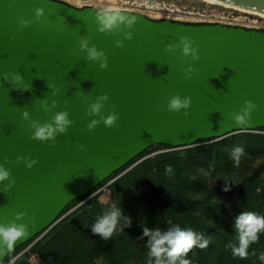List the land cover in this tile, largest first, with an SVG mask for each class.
Returning a JSON list of instances; mask_svg holds the SVG:
<instances>
[{
    "label": "water",
    "instance_id": "1",
    "mask_svg": "<svg viewBox=\"0 0 264 264\" xmlns=\"http://www.w3.org/2000/svg\"><path fill=\"white\" fill-rule=\"evenodd\" d=\"M211 1L264 14V0ZM105 12L58 0H0V168L9 173L0 181V226L27 232L12 247L0 239V264L148 150L264 129V32L129 10H118L125 19L105 29ZM184 41L195 56L183 53ZM93 48L102 55L90 59ZM173 97L189 106L170 110ZM97 102L103 107L93 113ZM58 113L67 114L65 130L37 139L38 127L56 128Z\"/></svg>",
    "mask_w": 264,
    "mask_h": 264
},
{
    "label": "trees",
    "instance_id": "2",
    "mask_svg": "<svg viewBox=\"0 0 264 264\" xmlns=\"http://www.w3.org/2000/svg\"><path fill=\"white\" fill-rule=\"evenodd\" d=\"M231 138L233 141L246 139L247 144L239 159L243 158L247 163L246 153L256 152L253 150L255 147H264V135L246 133ZM225 140L146 158L152 148L105 182L114 180L110 191L122 210L118 224L121 222L122 227L119 226L123 237L132 246V249H127L128 254H123L121 250L124 244L119 241L120 233L117 230L106 241L92 233L91 227L97 218L111 210L103 206L98 198L89 200L61 220L33 246L31 253L38 255L43 264H98V257L104 264H134L135 261L130 257L132 255L140 256L141 264H155L156 258L149 256L147 245L150 237L144 236V227L149 230L158 228L164 233L176 224L191 228L200 242L204 236L211 234L204 239L209 242L207 248L196 247V252L205 262L209 259L208 254H213V260L221 254L216 251L217 248L213 249L217 237H220V242L228 239L225 251H230L229 245L238 246L236 243H239L235 222L232 224L235 215L238 216L242 211L256 213V197L264 196V164L251 174L248 168L234 167L233 159L226 157ZM157 147L172 150L168 146ZM245 164L242 163V166ZM168 165L171 166V172L166 174ZM238 179H241L240 183H237ZM226 185L229 191L223 190ZM100 187L71 205L87 199ZM201 189L205 192L201 193ZM231 201L235 202L232 207ZM123 217L130 218L129 225H125ZM261 246L264 248V239L258 245ZM253 252H256V244ZM194 255L191 250L188 260L195 264ZM28 259L29 256L25 255L13 264H29ZM181 259L185 258H178L175 264H179ZM257 261L254 255H249L242 264H259ZM227 264L236 263L230 261Z\"/></svg>",
    "mask_w": 264,
    "mask_h": 264
},
{
    "label": "clouds",
    "instance_id": "3",
    "mask_svg": "<svg viewBox=\"0 0 264 264\" xmlns=\"http://www.w3.org/2000/svg\"><path fill=\"white\" fill-rule=\"evenodd\" d=\"M39 11L37 15H39ZM124 17L119 15L116 9H107L104 17L101 19V23L105 29H111L118 20H123ZM131 21H129V24ZM82 47H87L86 42L82 43ZM183 53L185 55L192 54L195 56L196 50L191 47L190 41L183 42ZM102 54L96 52V50L89 49V58L96 59ZM104 66L103 64L101 65ZM15 79L19 80L20 77ZM104 99V98H102ZM189 99L184 98L181 100L180 97H173L169 102V109L172 111H179L182 108H187L189 106ZM103 107L102 103L97 102L92 105V112L97 113ZM252 105H248L243 111V115H238L236 121L238 123H244L245 117L248 116ZM27 115V113H25ZM116 117L111 115L107 117L104 121L105 125L111 127L115 121ZM56 128L53 129L51 126L38 127L35 131V137L37 139L45 140L51 138L55 131L63 132L66 125L69 123L66 113H58L55 117ZM96 121L92 122L90 127L94 126ZM243 154V149L236 147L233 149V161L234 167H238L240 164V156ZM171 172V166L168 165L165 168V173ZM9 173L0 168V181L8 178ZM224 191H229L230 189L226 185L223 189ZM122 217V210L115 205L111 206V210L106 211L103 215L99 216L96 222L91 227L93 234L101 236L103 239L108 240L112 237L114 231L117 230V225ZM125 225L130 224L129 217H123ZM235 230L238 233V246L229 245L234 257H239L240 259H245L249 255V246L256 243L259 239V234L264 232V215H258L255 212L242 211L238 216L235 217ZM144 236L150 237L148 242L149 256L156 258V264H161L160 257L162 254H166L171 258L169 264H175L176 257L186 256L194 247H199L200 249H205L208 247L209 242L204 240L199 241V238L191 228H182L180 225H172L168 231L162 233L158 228L149 230L147 227L143 229ZM27 232L23 225H13L11 227L0 226V239L6 241L9 247L14 245V242L25 237ZM264 260V255L259 257ZM179 264H191L188 259H181Z\"/></svg>",
    "mask_w": 264,
    "mask_h": 264
},
{
    "label": "rangeland",
    "instance_id": "4",
    "mask_svg": "<svg viewBox=\"0 0 264 264\" xmlns=\"http://www.w3.org/2000/svg\"><path fill=\"white\" fill-rule=\"evenodd\" d=\"M58 1H62V2H66L69 3L77 8H85L88 6H99L101 8L104 9H116V10H129L132 12H138L141 14H144L150 18L153 19H160L163 16H168L171 17L173 19H188V20H192V16L195 18H200V17H196L195 14H204L205 17L203 18L204 20L207 19L210 22H214V24H221L222 21L221 18H231V20L233 19L234 23H237V20L235 21L234 19H238L239 20H245V18L247 17L244 14H240L239 12L233 11L231 9H225L223 7L220 6H216V5H211L208 3H205L201 0H115L114 3L109 2V0H78L79 2H81V5L76 6L72 3V0H58ZM167 5V6H164ZM166 7L167 11H171L172 10L176 13H179V15L177 16L176 13L175 14H165V13H161V8ZM144 8V9H143ZM158 11V12H157ZM182 13H186L189 15V13H191V17L189 16H185ZM182 14V15H181ZM171 18H165L168 20L173 21ZM164 19V20H165ZM248 20V19H246ZM257 20V19H256ZM220 22V23H219ZM240 23V22H238ZM241 134H246V133H241ZM256 135H264V131H258L256 133H253ZM235 135H240V134H234L231 135L225 140V144H226V157H230L233 159V149L236 147H240L243 149H245V146L247 144L246 139H239L237 141H233V139L231 137L235 136ZM223 139V140H224ZM253 150H255L256 152H251V153H246L247 157L246 159L249 160V163H247V161H245V159H240V163L239 166H241L243 169L248 168L250 169V173H254L255 170L260 169V167L264 164V147H255L253 148ZM171 151L174 150H168V149H163V148H158V147H154L145 157L149 158V157H154L156 155L159 154H163V153H169ZM176 151H180V150H176ZM142 160H140L139 162H141ZM254 161V162H252ZM246 162L245 166H242V163ZM134 166L129 167L128 171L131 170ZM114 182V180L109 181L107 183H105L104 185H102L98 190H96L90 197H88L87 199L69 206L67 212L65 213V215L61 218V220H63L64 218H66L68 215L72 214L75 210H77L79 207L83 206L85 203H87L89 200L93 199V198H98V201L106 207L111 208L112 205H115L116 207H120L119 203L116 201V199H113L111 191H110V185ZM241 179H238L237 183H240ZM201 193L205 192V190L201 189L200 190ZM203 196V195H202ZM201 196V197H202ZM235 200V199H234ZM234 201H231L230 206L232 207V205H234ZM231 209V208H229ZM256 214L258 215H264V196L263 197H256ZM236 217V215H235ZM60 220V221H61ZM59 221V222H60ZM232 224L235 222V219L232 220ZM58 222V223H59ZM57 223V224H58ZM56 224V225H57ZM55 225V226H56ZM122 224L120 222V224H118L117 226V231L120 233V238L119 241L121 243L124 244L123 247H121V250L124 252L123 254H128L127 253V249H132V246L130 244V242L125 239L123 237V232L121 230ZM123 229V228H122ZM46 234L38 237L32 244L28 245V246H23L19 249H17V251H15L14 253H12L10 255V257L8 258V260L6 261L5 264H13L17 259H19L22 256L28 255L29 259L28 262L29 264H43L42 259L36 255V254H32L31 250L33 248V246L41 241L43 239V237ZM209 235L211 234H207L206 236H201L203 237L201 242L204 241L205 237H209ZM220 237H217L216 241L213 243L214 248H217V252L221 253L220 255L217 256L216 259L213 260V254L210 253V255L208 254V261L205 262L204 259H202L199 255L196 249V247H194L192 249V251H194V257H196V262L195 264H227L228 262L232 261L233 263L236 264H242L244 259H240L239 257H234L232 255V251H225L227 249V245L226 243L228 242V239H223L222 242H220L219 239ZM236 237H234L233 239L235 240ZM264 239V232L259 234V239L256 243H253L249 246L248 249V253L251 256H255L256 259L258 260L257 262L259 264H264V260H261L259 257L261 255H264V248L263 246L258 247V245H260L261 240ZM104 241H106L105 239H103ZM238 245V243H236ZM256 244V252H253V248ZM99 253V252H97ZM207 256V254H205ZM248 255V256H249ZM132 260H134V264H141V260L142 258H140V256H130ZM180 259V257H176L175 260ZM185 259L189 258V253L184 256ZM161 264H169V261L171 260L170 257H168L166 254H162V256L159 258ZM98 264H104L101 262V258L98 257L97 260ZM149 264V263H148ZM156 264V263H155ZM191 264H194L193 262Z\"/></svg>",
    "mask_w": 264,
    "mask_h": 264
},
{
    "label": "built area",
    "instance_id": "5",
    "mask_svg": "<svg viewBox=\"0 0 264 264\" xmlns=\"http://www.w3.org/2000/svg\"><path fill=\"white\" fill-rule=\"evenodd\" d=\"M164 6H167V5H164ZM144 9V8H143ZM169 9H167L166 7L164 8H161V13H165V14H175L176 12L174 11H167ZM158 12V11H157ZM180 13V12H179ZM179 13H176V15L178 16ZM184 14L185 16H190L191 17V13L186 14V13H182ZM181 14V15H182ZM194 16V15H193ZM192 16V20H188V19H173L171 17H168V16H163L162 18L158 19V20H164L165 18H171L173 21H176V22H181V23H185V24H198V25H203V24H214V22H210L208 21L207 19H203L205 17V15L203 14H195L196 17H200V18H195L193 19L194 17ZM247 17L245 18V20H239L238 19H234L235 21L237 20V23L235 24L233 19L231 20V18H228V17H225V18H221L222 22L221 24L223 25H227V26H232V27H241V28H245V29H248V30H259V31H264V20L263 19H259V18H256L255 16H252V15H246ZM153 19V18H152ZM248 19V20H246ZM257 19V20H256ZM219 22V23H220ZM240 22V23H238Z\"/></svg>",
    "mask_w": 264,
    "mask_h": 264
},
{
    "label": "bare ground",
    "instance_id": "6",
    "mask_svg": "<svg viewBox=\"0 0 264 264\" xmlns=\"http://www.w3.org/2000/svg\"><path fill=\"white\" fill-rule=\"evenodd\" d=\"M201 1H203L205 3H208V4H211V5L220 6V7H223L225 9H231L233 11L239 12L240 14L252 15V16H255L256 18H259V19H263L264 20V14H261V13H256L254 11H248L246 9H242V8H238V7H232V6H228V5H223L221 3H217V2L211 1V0H201ZM109 2L114 3L115 0H109ZM72 3L74 5H76V6L81 5V2H79L78 0H72Z\"/></svg>",
    "mask_w": 264,
    "mask_h": 264
},
{
    "label": "flooded vegetation",
    "instance_id": "7",
    "mask_svg": "<svg viewBox=\"0 0 264 264\" xmlns=\"http://www.w3.org/2000/svg\"><path fill=\"white\" fill-rule=\"evenodd\" d=\"M156 20H158V19H156ZM203 25H206V24H203Z\"/></svg>",
    "mask_w": 264,
    "mask_h": 264
}]
</instances>
